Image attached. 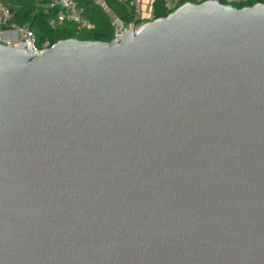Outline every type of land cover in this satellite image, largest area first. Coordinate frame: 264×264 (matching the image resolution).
Wrapping results in <instances>:
<instances>
[{"label": "water", "instance_id": "95a60500", "mask_svg": "<svg viewBox=\"0 0 264 264\" xmlns=\"http://www.w3.org/2000/svg\"><path fill=\"white\" fill-rule=\"evenodd\" d=\"M0 264H264V2L0 43Z\"/></svg>", "mask_w": 264, "mask_h": 264}, {"label": "trees", "instance_id": "16d2710c", "mask_svg": "<svg viewBox=\"0 0 264 264\" xmlns=\"http://www.w3.org/2000/svg\"><path fill=\"white\" fill-rule=\"evenodd\" d=\"M74 1L84 8V14L90 22V27H77L71 22H64L62 25L52 27L49 21L56 16L58 8L45 10L36 3V0H1L9 10L8 22L29 27L39 41L47 39L50 45L65 38L109 41L113 37L109 14L118 16L125 23L132 22L136 18L135 10L129 5L130 0ZM184 1L178 0L176 6ZM219 1L226 3V0ZM234 5L243 6V4L237 3ZM172 9L166 8L165 0H152V15L149 19L165 16Z\"/></svg>", "mask_w": 264, "mask_h": 264}, {"label": "built area", "instance_id": "2783aa9c", "mask_svg": "<svg viewBox=\"0 0 264 264\" xmlns=\"http://www.w3.org/2000/svg\"><path fill=\"white\" fill-rule=\"evenodd\" d=\"M103 2L104 0H96ZM189 1V0H185ZM200 2L203 0H191ZM263 0H226V3L249 5ZM36 3L45 10L58 8L54 18L49 21L50 26L62 25L64 22H71L77 27H90V22L84 14V8L78 5L74 0H36ZM143 0H130L129 5L135 10L136 18L134 21L125 23L114 14H109L110 24L113 28V36L120 35L123 31L135 28L137 29L148 20L145 19L142 12ZM178 0H165L166 8H175ZM9 10L0 0V43L8 46L25 44V47H32L34 52L38 53L42 49L51 46L47 39L39 41L34 32L27 26H19L8 22ZM150 20V19H149Z\"/></svg>", "mask_w": 264, "mask_h": 264}, {"label": "crops", "instance_id": "0c3cea01", "mask_svg": "<svg viewBox=\"0 0 264 264\" xmlns=\"http://www.w3.org/2000/svg\"><path fill=\"white\" fill-rule=\"evenodd\" d=\"M142 12H143V16L145 19H149L151 17V15H152V0H143Z\"/></svg>", "mask_w": 264, "mask_h": 264}]
</instances>
